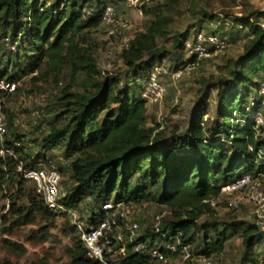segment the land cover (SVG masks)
Instances as JSON below:
<instances>
[{
  "label": "trees",
  "instance_id": "trees-1",
  "mask_svg": "<svg viewBox=\"0 0 264 264\" xmlns=\"http://www.w3.org/2000/svg\"><path fill=\"white\" fill-rule=\"evenodd\" d=\"M108 3L117 4L113 0H0V45L3 38H9L16 48L14 54H21L25 59L8 77H5L7 70L0 71V78L17 84L21 78L36 72L39 77L35 75L31 78L33 81L52 76L57 82L65 69L71 71L72 77L79 72L85 76L80 93H70L71 85L65 87L59 99L63 111L51 117L52 126L38 143L40 153L34 157L29 153L20 155L21 138L12 133L14 120L5 114L10 137L6 136L4 143L10 148L14 140L20 146L13 149L17 159L0 157V188L15 175L20 177L17 181L20 193L24 179L16 171L18 163L24 169H33L39 164L53 166L48 165L47 154L63 145V157L69 163L67 168L55 169L59 173L68 171L72 185L65 195L60 187L62 201L76 210L81 201L90 198L94 208L85 218L80 217L86 225L94 226L98 222L104 202L139 206L152 202L171 212L172 220L164 218L163 230L180 231L183 241L193 246L199 219L215 214L216 207L211 208L204 201L218 199L220 188L242 174L256 178L257 174L264 173V129L254 120L261 102L254 100L251 107L248 105L250 95L259 97L258 91L264 84V29L258 24L260 16L251 14L246 20L237 21L251 31L253 39L245 56L230 67L228 78L222 79L216 118L205 130L201 128L206 106L200 100L188 129L166 137L162 132L155 133L154 127H145L147 99L141 92L147 86L156 60L165 56L157 48V41L166 37L169 20L153 14L145 31L134 35L127 47L122 48L120 58L125 66V82L121 86L117 76L102 78L89 50L80 47V43L85 44L90 29L101 27L106 33L100 14ZM140 8L146 9L144 5ZM205 35H214L226 45L225 37L216 31ZM187 38L186 31L174 39L175 51L183 48ZM145 55L149 59L144 62ZM188 61L195 62V56ZM141 74L145 84L140 87L137 83ZM28 200L29 206L24 212L11 199L9 211L14 220L8 230L34 223L36 215L49 221L63 217L70 232L75 234L70 264H94L85 257L75 227L65 214L47 210L32 194H28ZM2 220L6 222V216ZM244 224L228 225L221 231H216L215 222L201 225L203 235L198 250L213 259L224 249L227 230L241 231L247 251L242 264L249 261L259 264L260 261L251 260V250L253 245L262 242L263 233L255 224L240 228ZM210 229L215 232L211 239ZM37 240L44 242L46 237L42 235ZM134 258V255L127 257L123 264H131Z\"/></svg>",
  "mask_w": 264,
  "mask_h": 264
},
{
  "label": "rangeland",
  "instance_id": "rangeland-1",
  "mask_svg": "<svg viewBox=\"0 0 264 264\" xmlns=\"http://www.w3.org/2000/svg\"><path fill=\"white\" fill-rule=\"evenodd\" d=\"M143 5L146 7L144 10L140 8ZM114 6L127 24L120 38L110 39L104 29L97 27L89 30L85 44L80 43V47L89 50V55L94 59L102 78L106 75L117 76L122 86L125 82V66L120 58V52L124 44L134 35L145 31L146 26L154 18L153 14L167 17L170 23L167 35L157 41V48L165 56L156 60L151 70L153 73L164 70V73L160 72L161 77H159L161 91L159 96L151 95L147 98L145 127H154L155 133L162 132L166 137L171 136L172 133H182L188 129L193 110L201 100L206 106V114L201 123V128L205 130L217 116V94L222 79L228 78L230 67L245 56L253 39L251 31L237 21L246 20L254 14L260 16L258 24L264 29V0H138L136 3L125 2ZM186 31L188 38L183 42V48L175 51L174 39ZM212 31L225 37L224 48L204 57H195V62H189L188 59L192 55L186 43H191L197 33L205 35ZM15 52L16 48L12 45H0V71L7 70L5 77L16 71L19 65L24 64V57L21 54L17 56ZM148 59V55L143 57L144 62ZM15 64L17 65L14 69ZM176 64L177 70L173 71ZM35 75L39 77V74ZM35 75L21 78L17 82L18 91L6 97L4 105L5 114L14 120L12 133L21 138L23 152L20 155L29 153L32 157L40 153L38 143L51 128V117L63 111L59 99L63 97L65 87L71 85L70 93L78 94L83 90L85 78L83 72L72 77L68 69L64 70L57 82L52 76L33 81L31 78ZM140 78V83L137 84L141 87L145 84L143 74ZM146 89L147 86L141 93ZM260 89L259 97L254 93L250 95L248 105L251 107L252 101L260 100L261 109L255 114L254 120L256 119L255 121L264 129V93H261ZM7 137H10V133ZM63 150L64 146L60 145L48 152L46 160L49 161L48 165H53L57 169L59 166L67 168L69 162L63 157ZM42 164L47 163L42 162ZM60 175L61 193L65 195L72 182L68 171L60 172ZM19 180L20 177L14 175L13 180H7L5 187L0 188V264H70L75 234L68 229L65 218L55 217L49 221L36 215L34 223L8 230L14 220V216L9 211L11 199L15 207H21L25 212L29 206L28 194L36 197L32 185L25 180L19 193L17 191ZM258 184L257 192H264V181L259 179ZM245 190L244 193H248L251 187ZM229 198L232 197L222 194L214 210V216L204 215L199 219L193 248L199 249L203 235L200 226L205 223L215 222L216 231L226 230L228 225L235 223H245L240 228H244L249 223L255 224L264 238V222L260 223L256 218L255 206L243 199L239 208L233 210L228 208ZM142 204L149 213L165 212V221L172 220L171 212L165 207L152 202ZM94 205V202L87 198L79 203L76 210L80 217L85 218L91 213ZM2 216H6V222L2 220ZM208 234L211 239L214 238L215 232L210 229ZM42 235L46 237L44 242L37 240ZM227 237L222 253L213 257L212 264H242L247 251L241 231L227 230ZM14 245L20 248L17 249ZM251 252V260L258 263L263 259L264 239L253 245ZM246 264L253 262L249 261Z\"/></svg>",
  "mask_w": 264,
  "mask_h": 264
},
{
  "label": "built area",
  "instance_id": "built-area-1",
  "mask_svg": "<svg viewBox=\"0 0 264 264\" xmlns=\"http://www.w3.org/2000/svg\"><path fill=\"white\" fill-rule=\"evenodd\" d=\"M113 1L121 4L122 2L136 3L138 0ZM100 19L101 26L105 27L108 38H120L127 28V24L116 12L112 3H108L102 8ZM1 42L5 46L12 45L15 48L8 38H3ZM127 42L123 47H127ZM186 46L191 55L200 58L224 48L225 44L214 35L206 36L199 33L191 43L187 42ZM160 72L164 73V70L151 73L148 77L147 89L143 98L160 95ZM35 74L36 72L32 75ZM16 88L17 84L7 81L4 77L0 78L1 158L17 159L13 149L20 146V143L14 140L10 148L4 143L7 136L4 113L5 98L15 93ZM260 91L264 93V84ZM257 124L260 125V123ZM16 171L32 185L36 197L42 201L47 210L63 213L70 219V224L75 227L83 245L85 257L94 264H123L127 257L133 255L135 258L131 259V264H212L211 257L183 241L180 231L173 233L171 230H163L162 222L165 212L149 213L143 206L115 204L108 201L102 203L100 207L98 222L94 226H88L83 220H80L76 210L68 208L63 203L64 196L60 193L61 175L53 166L44 167L39 164L36 168L24 169L22 164L18 163ZM259 179L264 181V173L257 174L256 178L250 174H242L230 184L220 188L218 199L207 200L204 203L215 208L222 194H225L232 197L228 200V208L236 210L244 199L255 206L256 218L262 223L264 222V192H257ZM248 187H251V191L244 193ZM145 236L146 238H144ZM259 264H264V258L260 260Z\"/></svg>",
  "mask_w": 264,
  "mask_h": 264
}]
</instances>
